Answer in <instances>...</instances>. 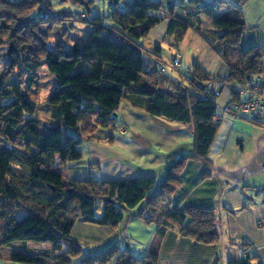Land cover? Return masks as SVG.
Segmentation results:
<instances>
[{
    "label": "trees",
    "instance_id": "16d2710c",
    "mask_svg": "<svg viewBox=\"0 0 264 264\" xmlns=\"http://www.w3.org/2000/svg\"><path fill=\"white\" fill-rule=\"evenodd\" d=\"M60 1L79 6L80 14L53 9L51 0H0V219L5 222L0 247L14 241L49 242L48 251L14 252L11 260L46 264L57 259L52 264H71L81 251L72 235L76 223L114 231L135 218L156 225L143 255L111 245L80 264H158L168 229L197 243H218L221 231L214 208H171L187 162L207 159L218 128L213 119L216 102L204 96L205 80L210 76L194 62L192 72L181 70L188 85L181 80L172 82L160 69L162 48L155 45L148 50L140 40L163 18L169 19L166 34L182 39L206 16L228 70L223 81L263 75L260 50L243 43L244 0H128L123 8H119L120 0H103L110 11L101 17L92 14L93 0ZM222 6L225 8L220 10ZM181 9L185 17L179 15ZM151 10L162 11L164 16H153ZM216 11L218 15L210 18ZM66 16L87 22L92 29L84 41L70 48L60 43L48 47L45 38L54 29L53 23ZM106 18L115 24L104 23ZM42 64L56 80V87L41 104L32 102L30 93L39 85L37 70ZM121 100L140 107L150 117L189 125L191 153H164L166 171L161 179L69 178L64 165L82 158L81 133L117 128ZM44 107L51 111L48 120L39 115ZM18 212L22 213L19 217ZM249 259L241 257L229 264H252Z\"/></svg>",
    "mask_w": 264,
    "mask_h": 264
},
{
    "label": "crops",
    "instance_id": "0c3cea01",
    "mask_svg": "<svg viewBox=\"0 0 264 264\" xmlns=\"http://www.w3.org/2000/svg\"><path fill=\"white\" fill-rule=\"evenodd\" d=\"M224 8L222 6L220 10ZM181 10H178L179 15L185 17ZM241 12L245 24L243 43L258 47L264 61V0H244ZM218 13L214 12L210 18H215ZM149 14L163 17L161 11L151 10ZM189 23L195 26L192 21ZM168 24L169 19L163 18L150 29L143 38L149 44L145 46L146 49L151 50L159 42L168 41L169 44L175 41V44H171L175 48L171 51V59L177 53L180 64L185 67L196 62L209 76L227 75V67L220 58L221 46L209 28H203L207 40L197 31V27L196 30L190 27L182 39L176 41L174 34L166 35ZM188 36L190 44H196L199 40L204 45L203 49L195 45L194 52L197 53L189 64L180 49V44ZM164 49H161L160 55ZM163 62L161 57L163 71L172 82L181 80L183 85H188L180 69L173 68L171 62L168 65ZM261 95L264 97V86ZM232 97L227 89L222 91L216 102L218 128L207 159L187 162L181 173V184L174 192L171 203V208L179 209L186 206L214 208L219 216L222 239L216 244H202L180 236L174 229H168L162 239L158 264H229L230 260L241 258L239 249L246 250L252 264H264V117L255 122L234 117L225 109ZM143 103L144 100L140 105ZM117 118L118 124L126 126L128 134L118 133L117 128L99 127L93 137H83L82 159L66 165L67 169H71L73 178L99 181L141 177L161 179L166 171L164 153L178 156L192 151V131L187 124L150 117L140 107H133L124 100L118 105ZM88 164H96V174L81 169ZM100 210H96L97 214ZM222 220H227L225 228L221 225ZM77 227H82V230ZM155 230V224L146 225L135 218L121 223L114 231L78 222L72 235L78 243L79 238H86L94 244L103 241L102 251L114 244L141 256ZM112 236L114 239H111Z\"/></svg>",
    "mask_w": 264,
    "mask_h": 264
},
{
    "label": "rangeland",
    "instance_id": "374dc122",
    "mask_svg": "<svg viewBox=\"0 0 264 264\" xmlns=\"http://www.w3.org/2000/svg\"><path fill=\"white\" fill-rule=\"evenodd\" d=\"M93 1H94V3L92 5L91 9H92V14L94 16L101 17L103 15L109 14L108 12L110 10L107 6V3H105L103 0H93ZM51 2H52V8L53 9H59L61 11L70 13L72 16L79 15L81 10H82L79 6H77L73 3H70V2L62 3L60 0H51ZM127 2H128V0H120L119 8H123ZM216 12H218V11H216ZM163 16H164V13H163ZM201 18L204 21L203 22L204 24L200 25V26H196L197 31L207 40L208 37H207L206 32L203 31V28H211L210 20L206 16H202ZM104 23H106L107 25H114L115 24L114 20L111 18L104 19ZM53 25H54V29L45 38L48 47H53L56 43H60V45L63 46L64 48H70L75 42L84 41L85 38L87 37V35L89 34L90 30L92 29V26L89 23L76 21L73 19V17H67V16L64 17L63 20L53 23ZM189 34H190V32H189ZM189 36L185 39V41H184V43H182V45L180 44V49L183 53L184 60L187 61L188 64L191 63V61L193 60V57L197 53V52H194L195 45L197 47H201L202 49L204 48L203 42H201L199 40L196 41V44L194 41H191L194 43L190 44L189 43L190 42ZM193 36L196 37L195 35H193ZM174 38H176V37L174 36ZM175 40L179 41L181 39H179V40L175 39ZM167 42L164 41L162 44H161V42H159L155 45H159L161 48H165L164 51H162V53H161V57H162V60L164 61L163 63L168 65V63L171 62V56H172L171 51H173L175 49L173 47L174 45H171V44H173V42L175 44V41H172V43H169V44ZM140 43L144 47L149 45L147 43L146 39H143V38L140 40ZM155 45L151 47L152 48L151 50L154 49ZM4 49H5V47H3V50ZM183 65L184 64H180V70L185 71L186 67ZM189 67H191V66H189ZM1 68H2V64L0 65V70H1ZM173 68H175V67H173ZM37 75L39 77V85L37 87L32 88V91L30 93V100L32 102L42 104L43 102H45V100L48 98L50 93L56 87V80L48 73L45 64H42L40 66V68H38ZM210 77H213V76H210ZM214 77H217L220 79L222 77L224 78V76H219V75L214 76ZM225 77H227V75ZM219 99H220V97H219ZM39 115L43 119L48 120V118L51 117V111H50V109H47L44 107V108H41L39 110ZM124 128H125V131H124V133H122V130H124ZM97 129H95L94 132ZM94 132L92 133V135H89L86 131L82 132L81 133L82 142H83V137L86 138L87 135L89 137H93ZM117 132L120 134H128V130H127L126 126H124L123 124H118ZM66 165H67V163H65V165H64L65 173L67 174V172H68L67 176L69 178H73V175L70 173L71 169H67ZM94 165H96V164H88V166L81 167V169L82 170L88 169L89 171H92V173L96 174L97 169H96V167H94ZM92 180H95V179H92ZM100 205L101 204L99 202L96 204L97 210L101 209ZM231 213H232V211H231ZM21 215H22L21 212H18L16 214L17 217H19ZM231 223H232V221H231ZM4 224H5L4 220L0 219V234L3 230ZM226 224H227V220L221 221V225L223 228H225L224 226ZM90 225H92V224H90ZM146 225H148V224H146ZM75 226H74V228H75ZM74 228H73V230H74ZM78 228L80 230H82V227H77V229ZM115 236L116 235L114 233V237ZM114 237L112 236V238L111 237L110 238L114 239ZM221 239H222V236L220 237V240ZM78 244L81 248V251L79 252L78 255H76L75 257L72 258L71 264H80V262L84 258H86L87 256H93V255H96L97 253L99 254V253L103 252L102 251L103 241L99 242L98 244H94L92 242H88V240L86 238H79ZM50 247H51V245L49 242H37V241H33V240L14 241L8 246H1L0 247V264H25V263H21V262L11 260L9 255L11 253L13 254L14 252L37 254L40 251H45L47 249H50ZM244 251H246V250L245 249H239L238 254L241 255ZM52 261L55 262V261H57V259L50 260V262H47L46 264H52L53 263Z\"/></svg>",
    "mask_w": 264,
    "mask_h": 264
},
{
    "label": "built area",
    "instance_id": "2783aa9c",
    "mask_svg": "<svg viewBox=\"0 0 264 264\" xmlns=\"http://www.w3.org/2000/svg\"><path fill=\"white\" fill-rule=\"evenodd\" d=\"M171 66L180 69L179 55H175L171 59ZM163 71V65L160 66ZM186 72H192L191 67L185 68ZM226 78V77H224ZM223 77H209L205 80V95L212 98L215 102L219 99L224 89H227L233 96L226 105V111L231 113L236 118H242L250 122H255L264 117V97L261 95L262 87L264 86V77L262 74H252L241 81H223ZM217 120V116L213 117ZM122 130V133H124ZM242 258L247 256L244 251Z\"/></svg>",
    "mask_w": 264,
    "mask_h": 264
}]
</instances>
